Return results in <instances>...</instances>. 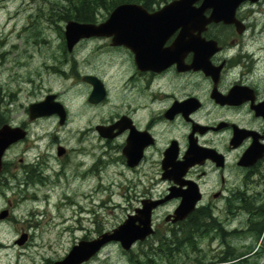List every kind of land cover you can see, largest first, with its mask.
<instances>
[{
  "label": "flooded vegetation",
  "instance_id": "flooded-vegetation-1",
  "mask_svg": "<svg viewBox=\"0 0 264 264\" xmlns=\"http://www.w3.org/2000/svg\"><path fill=\"white\" fill-rule=\"evenodd\" d=\"M173 1L103 0L114 4L99 9L105 11L100 16L96 10L94 20L84 23L106 21L119 5L138 6L135 16L143 18ZM69 3L37 7V16L59 31L62 55L44 65L56 81L67 83L66 91L50 87L41 94L42 83L26 77L21 83L26 87L18 83L8 99L0 95V129L19 127L25 133L1 157L0 264H27L33 236L23 201L30 189L33 198L40 187L49 196L56 183L69 181V189L78 192L75 183L90 188V178L102 181L111 166L118 176L115 184L124 188L119 206L125 216L117 226L156 203L150 213L152 232L134 246H169V252L170 246H195L205 237L224 244L239 231L248 243L264 244V0L239 2L234 22H210L193 30L180 26L168 36L139 38L128 29L118 32L125 36L119 44H113L112 36H93L81 38L71 50L64 28L75 19L58 11L67 7L71 13ZM31 31L40 38L42 30ZM22 93L38 96L24 106L22 121H12ZM48 96H53L51 104L62 105L63 123L58 112L30 118L29 105ZM3 102L8 109L1 107ZM42 121L56 122L72 140L67 147L52 142L30 157L43 138L34 137L32 128ZM28 140H33L29 146ZM18 145L21 156L14 158L11 150ZM58 147L63 148L60 154ZM184 197L187 208L194 204L175 220ZM91 238L75 237L72 245ZM58 260L39 257L32 264Z\"/></svg>",
  "mask_w": 264,
  "mask_h": 264
},
{
  "label": "rangeland",
  "instance_id": "rangeland-1",
  "mask_svg": "<svg viewBox=\"0 0 264 264\" xmlns=\"http://www.w3.org/2000/svg\"><path fill=\"white\" fill-rule=\"evenodd\" d=\"M59 1L0 0V95L4 92L8 99V92L14 90L18 83L20 87H26L21 84L26 77L34 79L36 83H42L41 94L50 87L58 92L66 91L67 83L58 78L56 81L55 76L48 73L46 67L55 57L60 58L62 55L61 49L58 48L61 42L59 31L49 27L44 18L37 16V7L43 4L47 7L49 2ZM104 13L105 11L98 10L99 16ZM18 30L24 31L23 34H17ZM31 30H42L40 38L34 37ZM41 38L48 40V43ZM37 96L22 93L19 98V110L10 114L11 120L22 121L24 106ZM13 103L10 105L12 109L16 105ZM1 107L8 109L5 102ZM32 134L34 137L43 138L38 141L36 148L28 152L30 157L36 156L40 150L46 151L52 142H60L67 147L72 140L71 134L60 128L56 122L42 121L35 124ZM31 142L33 140H28V146ZM21 151L22 147L18 145L11 150V156L18 158ZM102 175L101 182L97 177L90 178V188L85 185L79 187L78 183H75L78 192L69 189V181L56 183L53 186L56 190L49 196L45 193L46 187H40V192L34 198L30 189L25 202L23 201L27 224L31 226L28 231L33 236L27 252V264L36 260L39 263V257L61 259L72 247L73 238L82 235L95 237L98 233L110 231L117 226L119 220L125 216V210L119 206V192L124 188L115 184L118 182V176L114 166L107 167ZM64 192L69 193V199L62 195ZM80 192L81 195L72 196L73 193L77 195ZM244 236L239 231L226 237L224 244L214 238L205 237L197 241L195 246H170L169 257L156 254L153 249L157 250V246L149 244H137L130 251H124L118 244L109 243L89 264H135L136 259L140 261L145 257L156 258V264H264V244H259L258 241L248 243ZM249 246L251 250L247 248ZM222 257L228 258L221 261ZM234 257L240 258L233 259Z\"/></svg>",
  "mask_w": 264,
  "mask_h": 264
},
{
  "label": "water",
  "instance_id": "water-1",
  "mask_svg": "<svg viewBox=\"0 0 264 264\" xmlns=\"http://www.w3.org/2000/svg\"><path fill=\"white\" fill-rule=\"evenodd\" d=\"M198 1L200 0H175L159 11L146 14L147 16L143 18L135 16L139 12L138 6L119 5L113 9L106 21L99 24L69 20L64 28L66 47L71 50L81 38L93 36H112L113 44H119L125 36L118 34V32L128 29L135 30L139 38L145 34L156 35L161 32L164 33V36H168L172 30L180 26L186 30H193L204 28L210 22H234V9L242 0H201L200 6L196 7L194 4ZM207 9H211V13L205 17L203 13ZM52 99L53 96H48L42 102L30 104L28 107L30 118L58 112L62 116L60 122L63 123L64 110L62 105L60 103L51 104ZM52 107L56 108V111ZM100 133L105 135L103 130H100ZM24 136V131L19 127L3 126L0 129V164L3 152L8 145ZM62 151L63 148L58 147V153L60 154ZM186 201L184 197L182 204L175 212V220L182 219L191 210L193 201L188 205V208ZM155 205L156 203H152L146 206L136 216H128L121 225L112 228L110 231H104L89 240L78 241L62 259L53 264H81L97 255L104 246L112 242L117 243L122 250L129 251L136 241L145 239L152 232L150 213ZM135 218L139 219V224H135Z\"/></svg>",
  "mask_w": 264,
  "mask_h": 264
},
{
  "label": "trees",
  "instance_id": "trees-1",
  "mask_svg": "<svg viewBox=\"0 0 264 264\" xmlns=\"http://www.w3.org/2000/svg\"><path fill=\"white\" fill-rule=\"evenodd\" d=\"M71 3H69L71 6H73L74 10H72L71 13L68 12L67 7L65 8L64 12L63 10L58 9L59 13H64L66 15H71L73 16V19L77 21H82V22H89L93 21L95 18L96 10H99L101 8H106V7H112L114 2H103V0H69ZM62 6L59 4V7ZM67 6V4H66ZM64 7V6H63ZM58 13V12H57ZM165 248L169 249V246H163L160 245L157 247V250L153 249V251L156 254L159 255H164L169 257V252L165 251ZM176 248V247H173ZM250 250L252 249L251 246L247 247ZM244 254V253H243ZM239 255V254H237ZM228 258V257H222L220 260L222 261L223 259ZM240 257H234L233 259H238ZM135 264H156V258L153 257H145L144 260H138L136 259L134 261ZM199 263V262H198ZM202 264V263H200Z\"/></svg>",
  "mask_w": 264,
  "mask_h": 264
}]
</instances>
